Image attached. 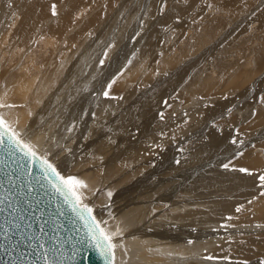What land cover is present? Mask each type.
<instances>
[{
	"label": "bare ground",
	"instance_id": "bare-ground-1",
	"mask_svg": "<svg viewBox=\"0 0 264 264\" xmlns=\"http://www.w3.org/2000/svg\"><path fill=\"white\" fill-rule=\"evenodd\" d=\"M263 70L264 0H0V116L83 181L113 264H264V96L226 92Z\"/></svg>",
	"mask_w": 264,
	"mask_h": 264
},
{
	"label": "water",
	"instance_id": "water-1",
	"mask_svg": "<svg viewBox=\"0 0 264 264\" xmlns=\"http://www.w3.org/2000/svg\"><path fill=\"white\" fill-rule=\"evenodd\" d=\"M0 161V264H43L45 253L57 264H113V253L102 256L89 240L87 214L82 219L41 179L39 161L7 149L0 150Z\"/></svg>",
	"mask_w": 264,
	"mask_h": 264
},
{
	"label": "snow or ice",
	"instance_id": "snow-or-ice-1",
	"mask_svg": "<svg viewBox=\"0 0 264 264\" xmlns=\"http://www.w3.org/2000/svg\"><path fill=\"white\" fill-rule=\"evenodd\" d=\"M55 15V12H53ZM111 85H109V88ZM104 95L107 97L108 92L106 91ZM3 106V105H0ZM11 107V105H8ZM161 118H163V114L161 113ZM231 143L235 144L236 141L232 140ZM7 149L10 155H14L19 152L22 154L23 158L37 162L39 161L40 169H41V179L48 182L51 188L57 193L65 198V203L69 204L72 208V211H79L80 217L83 219L84 214L86 213L88 218L91 219V227L88 233L89 240L93 242L99 249L100 254L105 256L107 254L112 253L114 249V245L112 244V236L106 233L103 229H101L100 225L96 222L95 218L91 216L92 209L88 208L87 205L82 204V197L80 194V190L85 188L86 185L83 181L76 179L75 177L62 176L57 169L48 162L47 159H41L36 152L32 149L31 145L22 141L18 134L10 129L9 126H6V121L2 116H0V150ZM2 163V161H0ZM224 168H228V164L223 165ZM241 172H248L247 169H240ZM251 174V173H249ZM55 177V180L52 179ZM259 180L264 185V175L259 176ZM264 194V193H262ZM111 196V193H109ZM3 202V198L0 197V203ZM9 206H11L9 204ZM4 209L0 208V213H3ZM239 211V209H237ZM13 227L17 228L18 225H13ZM6 232L7 230L4 229ZM31 239V238H29ZM191 243V241L189 242ZM42 248L43 245H40ZM3 250V246L0 245V251ZM43 260V264H57L55 259L50 258L46 253L41 256ZM211 259V257H208Z\"/></svg>",
	"mask_w": 264,
	"mask_h": 264
},
{
	"label": "rangeland",
	"instance_id": "rangeland-1",
	"mask_svg": "<svg viewBox=\"0 0 264 264\" xmlns=\"http://www.w3.org/2000/svg\"><path fill=\"white\" fill-rule=\"evenodd\" d=\"M195 9L196 10H194L195 12L198 10L199 11V6L197 7H195ZM251 11V12H250ZM258 11V10H257ZM257 11H253L252 9L251 10H249L248 12H246L245 14H243L241 17H245L246 16V20L247 21H249V20H251L252 19V17H254L255 16V14L256 13H258ZM194 12V13H195ZM251 18V19H250ZM242 19V18H241ZM243 21V25H241L243 28V30L245 31L246 29H247V21ZM253 26V24H251V25H249V27L251 28ZM244 27H246V28H244ZM242 30V31H243ZM250 31L252 32V33H255V32H253V31H255V28H253V29H250ZM230 39V38H229ZM228 39V40H229ZM132 40H136V37L134 38V39H132ZM213 51V50H212ZM231 53V54H230ZM229 54L231 55V56H234L235 55V53H233V51H231ZM157 54V53H156ZM120 69H121V71H122V66L121 67H119ZM120 69L119 70H116L117 72H116V74L114 75V77L116 78L119 74L118 73H120L121 71H120ZM205 73V72H204ZM114 78V79H115ZM224 78H226V77H224ZM201 79H202V77H199V79H198V82H200L201 81ZM262 79V80H261ZM113 80V79H112ZM117 81H119V80H117ZM116 81V82H117ZM259 81V82H258ZM262 81V82H261ZM198 82L192 87V88H190V90H191V92L192 91H197V89H198V86H199V84H198ZM252 85H253V87H252ZM263 85V86H262ZM250 86V87H249ZM255 86H257V87H255ZM249 87V88H248ZM248 88V89H247ZM227 91V95H228V98H230V99H232V97H235L236 95H241V98H242V100H241V102L238 104V106L239 107H243V104L244 103H246V102H248L254 95H257V96H259V97H263L264 96V70L263 71H261L259 74H257L256 75V77H254L253 78V80H251V82H249V84L248 83H246V84H243L242 85V87H240V88H238L234 93H233V88H231V89H229V88H227L226 89ZM230 90V91H229ZM250 90V91H249ZM256 90V91H255ZM260 92H258V91ZM247 91V92H246ZM244 92V93H243ZM259 94H258V93ZM231 93V94H230ZM235 94V95H234ZM243 94H244V96H243ZM243 96V97H242ZM196 96L194 95V97L193 98H195ZM151 97H148V99H150ZM244 98H245V101H244ZM170 100H173V97L170 99ZM212 102L214 103V102H216V99H214V100H212ZM186 107V106H185ZM179 108H176V111L177 112H180L181 110H178ZM243 109V108H242ZM169 112V111H168ZM167 112V113H168ZM240 112L241 113H243L241 110H240ZM171 113H172V110H171ZM170 113V115H172ZM186 113H188V112H186ZM231 113V115H229ZM235 115H237V113H232L231 111L230 112H226L225 114H224V116L222 117V119L221 120H217L218 122H220V121H223L224 120V118L225 117H228V116H235ZM240 117V116H239ZM253 117H254V114H250L249 115V117H247L246 118V120L244 121V122H242V123H239L238 124V126L240 127V129H242L243 127H249L248 125L250 124V121L253 119ZM235 118V117H234ZM181 120H183L182 118H181ZM217 121L216 122H214V124L215 123H217ZM186 124L187 123H185V126L184 127H187V128H184V129H181V130H179V129H177V133L175 134L177 137H176V141H179V140H181L182 142H181V145L180 146H177L176 147V149L178 150V151H180V152H183V155L180 157V156H178V157H180L181 159L182 158H187V157H189V154L191 153V151L196 147V145L199 143L198 141H199V139L200 138H191V132H189V130L190 131H192L193 132V129L190 127V125H188V126H186ZM261 125H259L258 127L259 128H257L256 127V131L257 130H260V127ZM239 127H237V128H239ZM169 128V127H168ZM189 128V130L187 131L186 129H188ZM166 130V129H165ZM164 130V131H165ZM186 134V135H185ZM187 134H189V136H187ZM190 137V139L188 140L187 138H189ZM264 139V138H263ZM198 140V141H197ZM201 140V139H200ZM251 140V139H250ZM250 140L249 141H245V142H243V145L244 144H249L250 143ZM183 143V144H182ZM253 143V142H252ZM242 145V146H243ZM165 149V148H164ZM189 153V154H188ZM185 169H188V168H185ZM187 171V170H186ZM186 171H184V172H186ZM183 171H181V169L180 170H178L177 171V173L178 174H180V173H184ZM255 223H257V222H255ZM250 261H253V259H251V260H249V262Z\"/></svg>",
	"mask_w": 264,
	"mask_h": 264
}]
</instances>
